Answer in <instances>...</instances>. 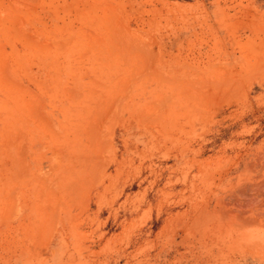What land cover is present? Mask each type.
Segmentation results:
<instances>
[{
  "label": "rangeland",
  "instance_id": "rangeland-1",
  "mask_svg": "<svg viewBox=\"0 0 264 264\" xmlns=\"http://www.w3.org/2000/svg\"><path fill=\"white\" fill-rule=\"evenodd\" d=\"M0 264H264V0H0Z\"/></svg>",
  "mask_w": 264,
  "mask_h": 264
},
{
  "label": "bare ground",
  "instance_id": "bare-ground-1",
  "mask_svg": "<svg viewBox=\"0 0 264 264\" xmlns=\"http://www.w3.org/2000/svg\"><path fill=\"white\" fill-rule=\"evenodd\" d=\"M251 201H254V199H253V198H251V200H250L249 202H251Z\"/></svg>",
  "mask_w": 264,
  "mask_h": 264
}]
</instances>
